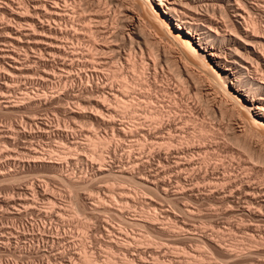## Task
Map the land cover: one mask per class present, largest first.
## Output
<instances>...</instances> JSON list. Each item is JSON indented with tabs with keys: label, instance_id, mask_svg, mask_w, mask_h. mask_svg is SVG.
<instances>
[{
	"label": "rangeland",
	"instance_id": "1",
	"mask_svg": "<svg viewBox=\"0 0 264 264\" xmlns=\"http://www.w3.org/2000/svg\"><path fill=\"white\" fill-rule=\"evenodd\" d=\"M62 4L64 3H61V9L64 7ZM67 4H69V7L67 6V8L64 7L63 9L67 10L72 5L76 6L68 9V13L63 9H58V11L78 17L76 21L68 22L69 24H57L58 26L60 25L62 30L63 28L66 29L64 31L68 33V36L64 38L66 42L61 39L67 48L65 50L68 55L56 56L46 53L41 48H34L33 46L29 48L31 46L25 39V43H21L18 47L12 41V38H9L12 34L9 31H5L4 28L6 26L12 29L21 28V30H27L29 33L34 28H32L30 23L19 22L13 15L6 14V8L3 7L4 3L0 0V74H9L11 71L10 66L12 63L11 59L8 58L10 54L20 57L18 58V62H22L20 64L28 63L29 59L38 60L41 58L40 60H44L46 58L45 61H49L47 67L41 63L29 62L30 65H28L31 68L34 67L35 70L33 69L32 78L31 76L26 78V75L19 78L20 84L18 83V85L20 86L24 83L22 84L23 87L13 86L16 82L11 83L10 87L13 88H10L7 97H10L9 100L11 99L10 101L12 102L24 101L25 107L21 111L11 112L9 110L10 112H6L5 110L4 112V110L0 109V168L1 164L5 163L7 165L6 171L11 174L14 173L13 175L16 174L14 177H18L16 181L12 179V181L5 182L1 181L2 179L0 178V264H80L81 259H83L80 257H83L87 251L93 260L98 261H95L97 263L112 261V264L113 262L122 264L130 261L129 263L132 264H264V155L262 157L255 153L253 156L251 152L249 154L245 149L243 151L244 143L234 139L226 126L229 123L228 118L224 119V123L222 121L221 123L219 121L220 117H217L218 120L216 121L214 118L211 119L212 115L209 114L210 116L207 115L206 121L213 125L215 130H217L216 132L220 131L218 134L216 133V136L219 137L213 138L211 141L214 142V139H218L217 141L221 145L218 143L216 147L210 143L211 145L209 146L212 147L207 146V150H204V148H193L176 155L167 156L163 154L160 157L154 156V162L150 168L152 176L159 175L160 172L161 174L167 172L171 176L175 174L167 188L170 191L177 190L182 192L181 196L177 198L167 199L161 187L158 186L157 188V183L152 178H147V173H145L146 176L143 173L146 170H143L144 167L141 161L144 159L145 153L141 150H134L130 153L128 145L131 142L130 140H132L131 138H123V142H120L121 144L118 142V146L116 144L118 137L113 139L114 133L108 126L109 122L107 121L109 119L106 120L105 125H99L96 121L80 115V90H78L80 89V63L75 65L74 69H70L71 71L64 70L61 67L64 62L70 63L72 61H70L71 58L75 59L76 57L77 61L80 60V0H68ZM212 6L208 8V12L210 11L213 15H209L213 18L215 17V19L221 18L220 14L215 11L218 7L214 6L217 7L214 9ZM27 9L32 12L30 7ZM214 13H216V16ZM256 15H258L257 19L260 18L258 13L255 14V17ZM50 24L49 26H54V29L60 28L55 23ZM1 26H3V29ZM68 31L71 32L69 33ZM73 31L76 32L74 33ZM74 52L78 56L76 54L74 56ZM19 53L22 55L19 56ZM28 56L30 57L28 58ZM146 57L148 58L147 55ZM60 62L62 63L59 64ZM3 66H5V69H2ZM53 68L55 71L54 77L49 82H44L46 73L44 70L53 73ZM165 68L166 74H163L164 76L161 75L157 79L160 83L156 81L159 85H156L157 83L152 79L149 83L151 84V91L158 90L159 96L162 93L163 96L160 97H163V100L168 98L165 101L167 102L166 104H169L172 96L166 95L164 90L167 87L174 88L175 81L171 74L175 72L170 73L166 65ZM40 73L41 75H39ZM67 74L68 76L70 74L69 78L64 76ZM59 76H61V80H59ZM167 80H173L174 83L172 81L169 83ZM56 81L58 84L55 83ZM64 81L68 82H66V86ZM113 81V83L117 84V81ZM1 84L2 81L0 80ZM161 84L163 85L162 88ZM156 86H158L157 89L155 88ZM17 88L19 89L17 90ZM58 88L63 91L60 92ZM160 88L165 89L160 91ZM56 90L58 91L56 92ZM177 90L176 92L174 91V94L177 93L176 104L179 102L178 104L180 105L178 107L183 106L181 107L182 110L184 108L182 112L181 108H178L180 110L179 114H186L187 109L190 108L192 112H196L200 108L197 104L193 106L195 99L191 94L190 96L193 99L187 98L185 95L186 100L183 98L184 96L179 95L180 91ZM41 91L44 92L41 93ZM157 92L154 93L157 94ZM22 93L23 97L32 98L33 95L36 97L32 98L33 102L31 105L27 98L23 99ZM60 93H62L61 99L58 98ZM37 94L39 97L36 96ZM41 94L44 95V98L47 95L50 96H47L49 103L39 104L37 102L38 99L43 98ZM180 97H182L181 100ZM44 98L42 99L43 101L46 99ZM21 99L23 100L21 101ZM41 105L43 106L41 107ZM201 105V108L205 107V103ZM185 108H187L186 112ZM193 109L195 110L193 111ZM183 115H178L176 120V122L179 121L176 123V125L178 124L177 127L179 125V127L185 126L186 121L185 118L182 120ZM126 117L122 119V123L128 126L131 122L128 120L129 115H126ZM198 118L195 122L190 123L189 131L192 133L197 131L198 122H200ZM213 119L216 123H213ZM218 121L222 126L218 124ZM41 122L48 124V127ZM182 122H184V125ZM231 122L234 121L231 120ZM214 124L221 128L218 129ZM227 128L228 131L226 130ZM44 129L45 131L48 129L49 133L47 131V134L44 133ZM177 134L175 135L176 141L181 140L180 138L181 136L184 137V134L186 135L184 132H181L178 136ZM141 135L138 138L144 140L145 138ZM96 136L102 140L101 142L98 140L99 143L95 142L97 144L91 142ZM257 137L252 138L254 141L252 144L264 147V136ZM138 138L134 139L139 140ZM93 143L95 146H93ZM139 151L143 153L141 154ZM39 154L40 156L38 157ZM6 155L10 160H6L8 158ZM100 155L103 156V159H101ZM36 156L38 159L44 157L45 161L50 159L53 162L58 160L68 161V164L60 161L64 168L62 172H56L47 166H43V163H37L36 159H33L37 158ZM11 158L13 159L11 160ZM190 160L191 162H189ZM1 161L5 162L1 163ZM100 168L101 171L99 170ZM52 175L57 179L51 178ZM143 176L147 180L150 179V182H147ZM135 180L137 182H134ZM232 180L233 182H231ZM138 182H142L144 186L142 183L138 184ZM70 184H72L71 187ZM145 184L152 189L145 187ZM31 187L33 190L34 187L38 189L35 188V191H33ZM29 188L32 192L28 190ZM36 190H38V193H36ZM20 192H22L23 196H21ZM24 192H27V199L31 197V200H34V204L27 205L23 203L24 200L22 199H26L23 198L25 197ZM51 202H57L54 209H52L54 207L52 205L55 204ZM30 206L33 207L30 208ZM78 207L81 211H84L80 212ZM60 212L62 213L60 214ZM51 213L55 215H51ZM85 222H88L89 226H85ZM137 222L139 223L136 224ZM225 250L226 252H224Z\"/></svg>",
	"mask_w": 264,
	"mask_h": 264
},
{
	"label": "bare ground",
	"instance_id": "2",
	"mask_svg": "<svg viewBox=\"0 0 264 264\" xmlns=\"http://www.w3.org/2000/svg\"><path fill=\"white\" fill-rule=\"evenodd\" d=\"M67 1L68 0H2V2L4 3L3 7L6 8V12H7V13L5 12L6 14H9L11 16L13 15L19 22L20 21L28 22L31 24L32 28H34V29H31L32 32L30 33L27 32V30L24 31V30H21V28L12 29V28H9V26L8 27L4 26L5 27L4 30L7 32L9 31V33L12 34V36L9 38H12V41H14L18 47L21 43H25L24 41L25 39L27 40V43L30 44L31 46L29 48H32V46L34 48H41L46 53L56 55V56L68 55V53L65 50L66 48L65 44L62 42L64 38L68 36V33L67 31H64L66 29L63 28L62 30L60 25L58 26L57 24L58 23L67 24L68 22H74L76 21V18L78 16L67 14L68 13L67 10L70 8L72 9L73 5L67 10L63 9L64 7L67 8V6L69 5L67 4ZM62 2L65 4V5L62 4V6H64L62 9L66 10L67 13L58 11V9L59 10L61 9L60 6ZM212 5L217 6L218 8ZM211 6L214 9L217 8L215 11L220 14L221 18L215 19V17L213 18L212 16L209 15L211 13L210 11L208 12L209 10L208 8ZM29 7L32 9V12L28 11L27 8ZM79 7H80V11H79L80 13L79 14L80 15L79 17L80 18V31H79L80 60L77 61V58L75 57L76 60L71 58L70 61L71 60L72 61L70 63L60 62L59 64L62 63L61 67H63L64 70H70V69H74L75 65H78L80 63V69H79L80 70V73H79L80 74L79 75L80 76V84H79L80 89H78L80 90V102H79L80 108H81L80 115L89 120L96 121L99 125H105L106 120L109 119L107 122H109L108 126L114 133L113 139L115 137H118L116 144H118V142L119 144H121L123 142V138H126V137L131 138L132 140H130L131 142L129 141L130 143L128 145L130 153H132L134 150H141L145 153L144 154L145 157L141 161L144 167L143 170L144 169L146 170V172H143V173L144 174L147 173V178L150 177L153 179L154 182L157 183V188L158 186L161 187L163 194L167 199L177 198L181 196L182 192H179L177 190L170 191L167 188L168 185L170 184L171 178H173L175 174L171 176V175H168L167 172H163L162 174L161 172L160 173L158 172L159 175L152 176V174L150 173L151 172L150 168L152 166V163L154 162L153 161L154 156L160 157L163 154H166L167 156L176 155L179 153H184L185 151L187 152L193 148H198V149L204 148V150H207L206 147L211 144L212 145L214 144V146L217 147L218 143L220 144V142L217 141L218 139H214V142L211 140L213 138L219 137V136H216V133L218 134V132L220 131L216 132L217 130H215L213 125L209 124L210 122L208 123L206 121L207 115L208 116L212 115L211 119L214 118L216 119V121L220 117L219 118L220 122L221 121L223 122L224 119L228 118L227 120L229 121V123L227 124L225 122V124H227L226 126L229 128L230 133H232L231 136L237 141H240V142L242 141L244 143L243 144L244 148L241 146L243 148V151L245 149L246 151L249 152V154L251 152L252 155L255 153H257L256 155L258 154L261 156L264 155V147H262L261 145L260 146L254 145V143L252 144V142H254L252 138H255L257 136H260V137L264 136V0H80ZM12 8H15V9H12ZM73 11L75 12V10ZM257 13L260 15V18H258L260 20L257 19L258 15H256L255 17V14ZM215 14L216 13H214V15ZM211 15H213V13ZM50 23H55L57 27H60V28L54 29V26H52L53 28L49 26L51 25ZM2 27L3 26H1V28ZM61 39L63 40L61 41ZM64 42L66 41L64 40ZM17 54H18V51H17ZM75 54L76 52H74V56ZM21 55L22 54H20L19 56ZM146 55L148 56V58L146 57ZM29 57L30 56H28V58ZM34 57L36 58V56ZM8 58L11 59V63H12V65L10 64L11 71L9 70L10 71L9 74L8 73L6 74L5 73L6 70H5L4 72L5 74H0V80L2 81V84H1L2 86L0 85L1 86L0 87L1 88L0 109L2 111L4 110V112L5 110L6 112H10V111L19 112L25 107L24 105L25 102L22 100L23 99L25 100V98H27L28 96L26 97L24 95L25 97H23V93H22L21 94L23 97V99H21L22 102L10 101L11 99L9 100L10 97H7L8 96L7 94L10 92V88H13V87H10L11 83L16 82V84H14L13 86H17L19 83V78L25 75H26L25 76L26 78L27 76L28 77L31 76L32 78L34 67L31 68V66H29L30 63L32 62L38 63V64L41 63L44 66L46 65L47 67V65H49V61L48 62L45 61L46 58L44 60H40L41 58L39 57L40 59L38 60L29 59L30 63L27 61L28 63L26 64L25 63L20 64L22 63V62H18V58L20 57L10 54ZM165 65L167 66L168 70H170V73L175 72L174 74H171L173 76L172 78L175 81L174 88L172 89L171 87L169 88L165 87L166 90H164L165 88L161 89L163 86L162 84L160 88V91L164 90L166 95H168L169 97L172 96L170 99L172 103L169 101V104H166L167 103L166 101L168 100V98L167 100L165 99L166 95L164 98L166 100L165 101L163 100V97H160V96H163L162 93L159 96L157 92L158 90L154 91V92H157V94L151 91V88H150L151 84L149 83L151 79L155 83L157 82L160 83L159 80L157 81V79L160 78L161 75L166 74ZM4 67L5 66H3L2 69H5ZM44 71H46L44 82L46 81L49 82V80L52 77H54V73H55L54 68L52 70L53 73L49 71L48 73L47 70H44ZM10 73L12 74V76H10L11 75ZM39 75H41V73ZM64 76H68V74ZM43 77L41 78L43 79ZM59 77H60L59 80H61V76ZM62 78H63V75H62ZM112 79L117 81L116 82L117 84L113 83L114 81ZM28 81L30 80L28 79ZM67 81H71V80H67ZM67 81H64L65 86H66ZM74 81L73 83H75ZM171 81L174 83L173 80H170L168 82L171 83ZM55 83H57V81ZM158 83L156 85H159ZM22 84L18 86L21 87ZM60 86H62V84H60ZM60 88H58V90ZM155 88L157 89L158 86H156ZM18 89L19 88H17V90ZM176 89H178L177 91H180V93L178 92L179 95L181 94L180 96H184L183 98H185V95L187 96V98H191V99H193L194 97L195 102L192 101L194 102L193 106L197 104L198 106H200V108L197 109L198 107L197 106L196 107L197 111L192 112L191 108L188 106L190 109H187L188 107L185 108V112H186V109L188 110L186 114L184 112H183L184 115L182 113L179 114L180 110H178V108H181L183 106L178 107L180 105L178 104L179 102H177L176 104L175 98H177L176 96L177 93L174 94V91L176 92ZM58 90H56V92ZM52 91L55 92L54 90ZM42 92L44 91H41V93ZM61 94L62 93H60V96H58L57 94L59 99H61L60 98ZM190 94L193 97H191ZM36 96H38V94ZM42 96L44 98V95ZM47 96H45L46 99L44 98L45 99L44 101L42 100L43 98L42 99L40 98L41 100L38 99L37 102L39 104H42V103L46 104V102H48ZM34 97L35 96L33 95L32 98ZM53 97L55 98L54 95ZM17 98L19 99V97ZM32 98H27L30 103L28 102V100H26L27 103H29L30 105L33 102ZM181 98L182 97H180V100ZM187 98L185 99L187 100ZM34 100L36 101V99ZM177 100L179 101V99ZM51 101H54V100H51ZM59 103L61 104L60 100H59ZM203 103H205V107L201 108L202 106L201 104ZM42 106L43 105H41V107ZM183 110L181 108V112ZM194 110L195 109H193V111ZM193 113H196V114H193ZM126 115L127 116L129 115L128 120H130L129 122H131V123L128 122L129 124L127 123L128 126L122 123V119L127 118ZM178 115L184 116L182 118V120H184L185 118V121H186L184 127H179L180 125L178 126L179 128L177 127L178 124L176 125V123L179 122V121L176 122V120L178 119L177 118ZM197 118L200 121V122L197 121L198 122L197 131L196 133L194 132L192 133L189 131V128H190L189 126H191L190 123L195 122ZM214 119L212 120L213 123L215 122ZM231 120L234 122H231ZM219 121H218V124H220ZM41 123H43L44 126L48 127L47 126L48 124L46 125L44 124V122H41ZM182 123L184 125V122ZM214 125L216 126V124ZM220 126L222 125L220 124ZM220 126L219 127L216 126V127H218L219 129L221 128ZM228 128L226 129L227 131H228ZM57 130L59 131V129ZM46 131L44 129V133H46ZM48 131L47 133H49ZM181 132L186 133V135L184 134V137L180 135L181 140L176 141L175 135L177 133L181 134ZM140 135L144 137L145 139L143 138L144 140L142 139L140 140L139 139ZM134 138H138L139 140L137 139L135 140ZM98 140L100 142L102 141L101 139H99V137L97 138L96 136V138L94 140H91V142L99 143ZM95 144L93 146H95ZM114 144H115V141H114ZM209 147L211 148L212 146H209ZM214 151H215V148H214ZM143 152H140V153L142 154ZM39 156L40 154L38 155V157ZM100 156L102 157L101 159H103V156L102 155ZM38 157L33 158V159H36L37 163L38 162L43 163V166H47L56 172H62V169L64 168L62 163L60 162L62 160L60 161L58 160L59 162L58 161L53 162V161H50L52 159L48 160L46 158L48 161H45L43 156H41L43 158L40 157L41 159H38ZM12 159L13 158H11V160ZM6 160H10L9 157ZM17 160L19 159L17 158ZM5 161H1V163ZM62 162L67 163L68 161L67 162L62 161ZM189 162H191V160ZM1 165H2L0 168V178L2 179L1 181H4V182L9 181V180L12 181V179L13 180L15 179L16 181V179L18 178V177L17 178L14 177L16 174L13 175L14 173L11 174L7 172L6 171L7 165L5 163ZM99 170L101 171V168ZM128 174H131V173H128ZM53 176L54 175L50 177L57 179L55 176L54 177ZM56 176L59 177L58 175ZM122 176L124 177V175ZM145 176L143 177L145 178ZM136 180L134 182H137ZM145 180L147 179L145 178ZM149 180H147V182ZM231 182H233V180ZM79 183H80V180H79ZM141 183L142 182L140 183L138 182V184H141ZM71 185L72 184H70V187ZM145 187L149 188L150 186H146L145 184ZM35 188L36 187H34V190H33L31 187L33 191H35ZM223 188H227V187H223ZM153 189H155V187H153ZM28 190L30 191V188ZM20 193H21V196H23L22 192ZM24 193H25V197L23 198H26L27 192H24ZM36 193H38V190H36ZM233 195H230V196H233ZM165 197H164V200H165ZM48 199H50V197H48ZM260 199H261V196H260ZM22 200H24L23 201L24 204H27V205L34 204L33 203L34 200H31V197L30 199L26 198ZM56 205L57 204L52 205V207L54 206L52 209H54ZM32 207L30 206V208ZM82 211L80 209V212ZM52 213L51 215H55ZM61 213L62 212H60V214ZM46 216H49V215H46ZM85 223H86L85 226H89L88 222H85ZM138 223L139 222H137L136 224ZM224 252H226V250ZM86 253L84 254L83 257H80V258H83L81 259L80 264H112L111 263L112 261L97 263L98 262L97 260H93L90 254L87 253L89 255L88 256ZM129 262L127 261L122 264H132ZM113 264H116V263L113 262Z\"/></svg>",
	"mask_w": 264,
	"mask_h": 264
}]
</instances>
